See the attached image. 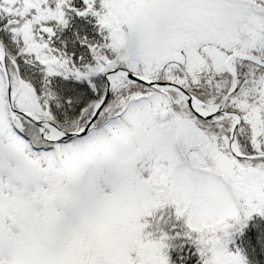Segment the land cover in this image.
I'll use <instances>...</instances> for the list:
<instances>
[{
  "label": "snow or ice",
  "instance_id": "1",
  "mask_svg": "<svg viewBox=\"0 0 264 264\" xmlns=\"http://www.w3.org/2000/svg\"><path fill=\"white\" fill-rule=\"evenodd\" d=\"M0 264H264V0H0Z\"/></svg>",
  "mask_w": 264,
  "mask_h": 264
}]
</instances>
